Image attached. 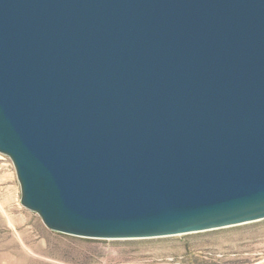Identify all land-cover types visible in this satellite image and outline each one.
Returning a JSON list of instances; mask_svg holds the SVG:
<instances>
[{
    "label": "water",
    "instance_id": "1",
    "mask_svg": "<svg viewBox=\"0 0 264 264\" xmlns=\"http://www.w3.org/2000/svg\"><path fill=\"white\" fill-rule=\"evenodd\" d=\"M0 153L84 238L264 218V0H0Z\"/></svg>",
    "mask_w": 264,
    "mask_h": 264
},
{
    "label": "rangeland",
    "instance_id": "2",
    "mask_svg": "<svg viewBox=\"0 0 264 264\" xmlns=\"http://www.w3.org/2000/svg\"><path fill=\"white\" fill-rule=\"evenodd\" d=\"M15 170L0 153V264H264V218L154 238L95 239L51 230L22 204Z\"/></svg>",
    "mask_w": 264,
    "mask_h": 264
}]
</instances>
